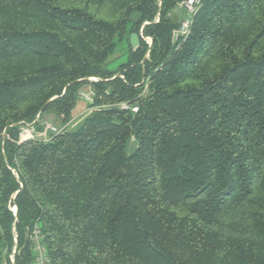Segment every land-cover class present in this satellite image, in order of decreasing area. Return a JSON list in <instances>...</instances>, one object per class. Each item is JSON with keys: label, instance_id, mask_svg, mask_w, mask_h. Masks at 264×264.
Returning a JSON list of instances; mask_svg holds the SVG:
<instances>
[{"label": "trees", "instance_id": "1", "mask_svg": "<svg viewBox=\"0 0 264 264\" xmlns=\"http://www.w3.org/2000/svg\"><path fill=\"white\" fill-rule=\"evenodd\" d=\"M181 1L0 0V264H264V0Z\"/></svg>", "mask_w": 264, "mask_h": 264}, {"label": "built area", "instance_id": "2", "mask_svg": "<svg viewBox=\"0 0 264 264\" xmlns=\"http://www.w3.org/2000/svg\"><path fill=\"white\" fill-rule=\"evenodd\" d=\"M203 0H182L179 5L181 8H183L186 11L185 17L181 19L179 27L175 28L172 33L173 40H178L180 38L186 37L191 29L192 22L194 15L198 11V9L201 7ZM141 34H143V29L141 30ZM145 39L150 43H152L151 37H145ZM82 94V93H81ZM86 99H89V97H86ZM122 107H127L125 103L122 104ZM138 107L134 106L133 110L137 111ZM71 123L68 122L64 124L61 128H57L47 121L42 122V131L46 130L45 133V139L49 140L53 138L54 135H57L61 133L63 130L67 129L68 126ZM34 138L32 135H30V138ZM27 140V139H26ZM15 209V207L13 208ZM32 238V244H33V251H34V259L31 264H49L50 263V256L48 253L47 246L42 241V236L40 232V228L36 225L34 227V230L31 235ZM15 252V251H14ZM11 260L14 261V255H11Z\"/></svg>", "mask_w": 264, "mask_h": 264}, {"label": "rangeland", "instance_id": "3", "mask_svg": "<svg viewBox=\"0 0 264 264\" xmlns=\"http://www.w3.org/2000/svg\"><path fill=\"white\" fill-rule=\"evenodd\" d=\"M177 12L183 17H185L186 15V11L183 8H181L180 5H178L177 7ZM181 16L179 17V19L181 18ZM126 58H127L126 49L124 47L119 48L109 60L110 68L116 69L121 63H123L126 60ZM93 79H96V78H93ZM81 93H82L81 100L78 102L77 106L73 110V115L69 120L71 124L68 126V128L75 127L91 111V108L87 104V101H92L91 100L92 99L91 90L89 88H84L81 91ZM86 97H89V99H86ZM44 121H47L48 123H50L51 125L57 128H61L64 125L63 124L64 122H62L58 117L53 116V115H48L44 119ZM40 126L42 127V122L38 126L32 125V124L23 126L21 133H20V139L26 140L30 138V135H32L34 138H37V139H45L46 130L44 131L39 130L38 127Z\"/></svg>", "mask_w": 264, "mask_h": 264}, {"label": "water", "instance_id": "4", "mask_svg": "<svg viewBox=\"0 0 264 264\" xmlns=\"http://www.w3.org/2000/svg\"><path fill=\"white\" fill-rule=\"evenodd\" d=\"M142 18V12L140 11H134L132 12L131 16H130V20L131 21H139ZM131 44L133 49L135 50L139 44H140V35L137 33H133L131 35ZM148 57V54H146L145 58ZM39 130H42V128L38 127ZM15 214H17V207H15L14 209Z\"/></svg>", "mask_w": 264, "mask_h": 264}, {"label": "crops", "instance_id": "5", "mask_svg": "<svg viewBox=\"0 0 264 264\" xmlns=\"http://www.w3.org/2000/svg\"><path fill=\"white\" fill-rule=\"evenodd\" d=\"M174 15H176L179 19V17L181 16L178 12H177V8L174 10ZM183 16H181L180 20L182 19Z\"/></svg>", "mask_w": 264, "mask_h": 264}]
</instances>
